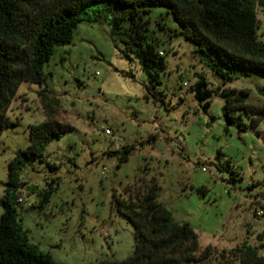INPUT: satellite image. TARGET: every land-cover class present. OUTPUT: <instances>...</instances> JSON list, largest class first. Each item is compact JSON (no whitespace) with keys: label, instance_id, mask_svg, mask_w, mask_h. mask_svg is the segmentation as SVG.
I'll return each mask as SVG.
<instances>
[{"label":"rangeland","instance_id":"rangeland-1","mask_svg":"<svg viewBox=\"0 0 264 264\" xmlns=\"http://www.w3.org/2000/svg\"><path fill=\"white\" fill-rule=\"evenodd\" d=\"M160 11L154 8L150 16L153 26L163 16L164 29L155 27L166 67L154 89L147 91L138 61L119 54L106 23H79L71 43L57 46L45 64L44 94L57 100V119L73 130L51 141L43 162L21 174L31 205L46 194L47 201L41 208L19 209L27 210L22 224L29 241L58 264L131 255L133 228L113 208L112 197L127 199L131 186L152 177L160 188L158 201L176 222L192 227L201 249L211 248L210 263L233 260L230 251L243 244L264 256V120L241 131L225 122L220 95L210 97L205 111L190 91L203 75L209 88L247 89L245 101L263 106L256 87L264 80L241 77L223 84L189 42L173 35L175 22ZM257 18L264 41L259 3ZM38 90L21 83L8 109L17 125L0 136V196L7 162L29 142L28 125L45 119ZM123 146L133 151L117 165L108 152Z\"/></svg>","mask_w":264,"mask_h":264},{"label":"trees","instance_id":"trees-1","mask_svg":"<svg viewBox=\"0 0 264 264\" xmlns=\"http://www.w3.org/2000/svg\"><path fill=\"white\" fill-rule=\"evenodd\" d=\"M257 3L263 6L264 0H0V136L4 129L17 125L7 112L21 83L38 86L45 112L44 121L28 125V144L17 149L6 164L0 196V264H58L29 241L17 199L23 196L22 172L43 162L46 146L73 130L72 125L57 119L58 102L48 100L42 85L47 79L45 64L57 46L71 43L77 25L83 21L106 23L119 54L138 61L147 91L160 84L166 67L156 36V27L164 29L165 24L161 16L152 25L154 8L172 17L176 24L173 35L189 42L194 56L223 84L241 77L264 80V41L258 34ZM208 84L203 75H197L190 86L205 111L210 97L218 94L223 98L222 116L227 124L245 131L264 120V105L245 101L249 90L212 89ZM256 90L264 98V84ZM132 151L133 147L123 146L108 154L116 156L119 165ZM49 167L56 168L54 164ZM131 188L127 199L116 194L112 197L113 208L133 228L131 255L90 264H212L208 261L211 248L201 249L192 227L176 222L158 201L160 188L155 178ZM47 199L46 194L37 206L29 208H41ZM229 254L233 260L219 264H264L257 247L247 244Z\"/></svg>","mask_w":264,"mask_h":264},{"label":"built area","instance_id":"built-area-1","mask_svg":"<svg viewBox=\"0 0 264 264\" xmlns=\"http://www.w3.org/2000/svg\"><path fill=\"white\" fill-rule=\"evenodd\" d=\"M160 54H163V52L160 51ZM201 170L203 172H206V168L205 167H203ZM17 201L21 205V207L29 208L31 206V202H29L24 196H19Z\"/></svg>","mask_w":264,"mask_h":264},{"label":"crops","instance_id":"crops-1","mask_svg":"<svg viewBox=\"0 0 264 264\" xmlns=\"http://www.w3.org/2000/svg\"><path fill=\"white\" fill-rule=\"evenodd\" d=\"M27 213V210H22V212L20 213L21 214V219H23L24 215ZM23 221V220H22Z\"/></svg>","mask_w":264,"mask_h":264}]
</instances>
